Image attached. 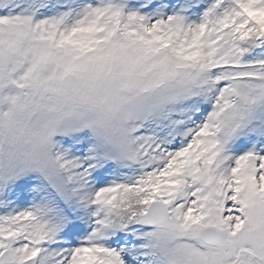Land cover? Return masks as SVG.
<instances>
[{
    "label": "snow or ice",
    "instance_id": "1",
    "mask_svg": "<svg viewBox=\"0 0 264 264\" xmlns=\"http://www.w3.org/2000/svg\"><path fill=\"white\" fill-rule=\"evenodd\" d=\"M0 264H264V0H0Z\"/></svg>",
    "mask_w": 264,
    "mask_h": 264
}]
</instances>
